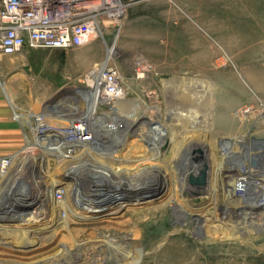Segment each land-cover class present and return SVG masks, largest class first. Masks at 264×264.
<instances>
[{
    "label": "bare ground",
    "instance_id": "bare-ground-1",
    "mask_svg": "<svg viewBox=\"0 0 264 264\" xmlns=\"http://www.w3.org/2000/svg\"><path fill=\"white\" fill-rule=\"evenodd\" d=\"M122 19L112 17L107 23L121 24ZM100 37L105 39L104 30H101ZM112 44L106 42L105 58L95 64L87 76L88 84L94 88L92 95L81 99L76 97V90L62 96L55 106L49 105L48 110H41L38 121L29 119V127L22 125V129L19 127L11 136L9 122L4 125L8 129H0V139L8 141L5 153L0 156V228L3 229L0 231V264H93L104 259L93 247L100 251L106 247L109 249L110 255L104 259H108V264H116L118 260H127L128 263L136 255L134 248L137 246V250L139 245L142 250H148L142 258L150 256L149 260L155 264H238L222 254L225 241L232 242V249L248 259L239 261V264H263L264 244L257 243L260 235L248 239L245 234L251 233L250 228L264 230V149L263 152L256 151L261 156L260 168L255 170L250 163V155L254 153L251 147L261 144L264 148V142L251 143L247 138L249 131L244 132L237 143L246 149V155L225 161L223 156L220 162L213 163V154L209 157L207 153L208 143L200 137L197 139L200 148L189 154L190 163L177 186L180 194L190 191L192 197H208L196 208L210 204L216 208L214 212L194 208L198 212L187 216L186 208L193 206V202L179 194L166 197L169 189V193L172 192V174L166 170L168 173L162 175L158 168L162 162L165 168L172 167L169 159L172 164L180 158L176 148H188V141L181 144L179 137H175L181 131L177 126L179 132H175V124L193 131L206 127L204 130L214 132L220 127L230 132L234 128L235 117L224 115L215 119L216 110L213 111L212 107L211 118L203 108L205 98L199 100L215 98L214 88L219 85L235 87L234 77L218 73L214 83L201 76H173L164 88L159 87L164 96L162 105L149 103L143 96L136 101L124 100L126 87L120 93L105 96L101 90L100 71L113 59ZM150 66L139 58L138 76L149 78ZM252 79L256 82V78ZM97 93L105 98L113 96L107 107L97 105L100 101ZM227 96L221 99L231 100ZM260 106L263 108L264 104L260 103ZM18 116L20 114L16 112ZM238 119L247 124L255 122L261 128L257 118L252 121L238 115ZM261 121L264 124L263 115ZM128 136L137 138L134 145L124 139ZM226 137H229L228 133ZM165 140L169 144L162 149ZM61 155L67 157H63L60 166L53 170L54 161H59ZM96 156L108 162L105 168L98 166ZM9 159L10 163L7 162ZM202 162L208 165L204 181H191L190 174L197 170V163ZM122 164L125 165L119 170L113 167ZM204 183V186L197 185ZM155 189L159 190L157 199L160 202L149 204L152 198H148L155 195L151 190ZM56 192L63 193L60 199ZM134 192L140 195V200L130 198ZM139 203L141 211L138 214L140 209L135 204ZM171 209L178 220H186L185 227L173 228L172 234L178 235L174 241L169 225ZM127 212L129 216L124 217ZM134 217L138 221L130 234L125 228ZM113 222L123 227L112 230ZM190 227L189 232L205 236L192 241L186 235ZM67 230L73 234L68 236L71 241L66 244L56 242L58 234ZM95 230L98 231L95 238L75 237L81 231L91 233Z\"/></svg>",
    "mask_w": 264,
    "mask_h": 264
},
{
    "label": "rangeland",
    "instance_id": "rangeland-1",
    "mask_svg": "<svg viewBox=\"0 0 264 264\" xmlns=\"http://www.w3.org/2000/svg\"><path fill=\"white\" fill-rule=\"evenodd\" d=\"M121 18H123L121 24L112 21L109 24L107 23L106 27H103L105 39L99 35L84 46H75L67 49H34L26 47L16 54L0 55V129H8L4 125L9 122V135L11 136L13 132L18 131L19 127L22 129V125L29 127V119L33 120V122L38 121L39 117L42 116L41 110H48L50 108L49 105L55 106L58 100L63 98L62 96L72 94L76 90L78 93L76 97L81 99L84 96L92 95L94 88L88 84L87 76L94 65L105 58L107 41L113 42L111 45L113 59L109 63L118 67L122 76L121 89L118 92H122L123 88L126 87V97L123 99L127 101H136L140 96H143L148 99L149 103L161 104L164 96L161 94L159 87L164 88L166 83L171 81V77L176 75L193 76L194 78L201 76V78L214 83L217 82L218 73L233 76L234 81L237 82L235 87L219 85L214 88L213 96L215 98L208 100L203 97L199 100L205 98L203 108L205 112H208L207 115L209 117L211 116L212 118L210 108L212 109L213 107V111L216 110L213 115L215 119L219 116L228 115L236 118L233 120L237 125L235 124L230 132L220 127L215 128L217 131L214 132H209L208 129L204 130L206 127H203L199 132L190 130L189 127L185 128L181 127L180 124H175V132L182 131V133L181 131L178 133L179 136L175 137H179L181 144L184 140L188 141V148L186 149V146L185 148L181 146L182 150L180 146L176 148L178 150L177 155L180 154L178 155L180 158L174 160L175 162L173 161L172 164L171 158L169 159L172 167L166 166V169L163 166V162L158 166L162 171V175H166L168 172L170 173L169 175L172 174L170 178L172 192L170 194L169 189L166 197L169 195L173 197L175 194H179L193 202V206H187L186 208L187 216L189 213L193 216L194 213L198 212L197 210L202 209L214 212L216 208L210 204L203 205L201 209H197L196 205L204 203L208 197L202 198L200 196L201 198H199V195L192 197L190 196V191L180 194L177 183L182 181L184 171L190 163L189 154H193V151L200 148L196 142L199 137L208 143L207 153H209V157H212L213 154L212 158L214 159L211 160L213 163L220 162L223 156V161L235 157L242 158L241 155L245 156L246 149L237 143L244 132L249 131L250 137L247 136V138L251 143L255 141L264 142V128L261 121L262 115L264 116V107L260 106V103L264 104V87L261 85H264V0H138L127 9ZM139 58L151 65L149 78L138 76L137 62H139ZM253 77L256 78V82L261 86L253 81ZM169 85L167 84V86ZM224 95H228L227 99L231 100L221 99ZM98 96L100 101L97 102V105H100V107H107L108 101L113 97L105 98L100 96V94ZM88 103L89 101L85 105ZM252 110H254L253 114L251 113ZM16 112L20 116L16 117ZM259 113L260 116H258ZM238 115H242L252 121L257 118L260 120L261 128L255 122L247 124L246 121H240ZM168 122L171 123V121ZM177 126H180L179 131ZM222 132L228 133L229 137L224 138L225 134ZM129 137L124 139L130 145H134L137 138ZM246 142L244 145L247 147L248 144ZM7 143V140L0 139V156L5 153ZM168 144V141L165 140V144L161 148H167ZM171 146H173L172 143ZM107 147L108 145H106ZM263 149L260 151L263 152ZM65 155H61L59 161H54L53 170L60 166L61 159L67 157ZM207 160L210 161L209 159ZM96 161L101 168H105L108 163L99 156H96ZM7 162L10 163L11 159L7 160ZM124 165H114L113 167L116 166L119 170ZM261 165L262 163H258L253 168L257 170ZM171 168L172 171L170 172ZM175 170L176 172H174ZM197 185L204 186L205 183ZM151 191L155 192V195L153 194L148 198H152L149 204L160 202L157 199L160 194L159 190ZM135 193L130 198L132 200H140V195H135ZM62 194V192H56L55 195L60 199ZM136 206L140 209L141 204H135ZM139 211L141 209L138 210V214ZM172 213L169 216L171 234L174 227H185L186 221L178 220L174 212ZM127 216H129V212L124 215V217ZM95 217L102 219V217ZM135 217L128 221L127 228H125L130 234V231L135 228L134 226H136L138 221ZM108 222L111 221L108 220ZM111 224L112 230H115L118 226L120 228L123 227L117 222ZM139 225L141 226V223ZM190 230H192V227L188 229L186 235L192 241H198L205 236L204 234L202 236L193 234L189 232ZM0 231H3V229L0 228ZM95 231L91 233L89 231H81L75 237L89 236V238H95L98 236V231ZM63 232L58 234L56 242L60 241L62 244H66V242L71 241L69 237L73 234H70L68 230ZM249 232L251 233L245 234V237L249 239L260 235L257 243L264 244V230L250 228ZM177 236L172 234L171 240H176ZM136 247L132 246L136 255L131 257L128 263L127 260H118L116 264H155L149 260L150 256L142 258L143 253H148L147 249L142 250V245H139L137 250ZM232 247V242L225 241L222 246V254L238 261V264L239 261L245 262L248 260L242 256L240 251L232 249ZM93 248L104 259L110 255L107 247H104L105 249L101 251L97 247ZM254 253L259 254L257 251H254ZM145 258L148 260L143 262ZM104 259L93 264H101V262H103L102 264H108V259ZM240 264L243 263L240 262Z\"/></svg>",
    "mask_w": 264,
    "mask_h": 264
},
{
    "label": "built area",
    "instance_id": "built-area-1",
    "mask_svg": "<svg viewBox=\"0 0 264 264\" xmlns=\"http://www.w3.org/2000/svg\"><path fill=\"white\" fill-rule=\"evenodd\" d=\"M138 0H0V55L24 48L67 49L100 35ZM103 95L116 94L122 76L109 62L100 71Z\"/></svg>",
    "mask_w": 264,
    "mask_h": 264
},
{
    "label": "water",
    "instance_id": "water-1",
    "mask_svg": "<svg viewBox=\"0 0 264 264\" xmlns=\"http://www.w3.org/2000/svg\"><path fill=\"white\" fill-rule=\"evenodd\" d=\"M261 147V148H260ZM263 147V145L261 144H253L252 151L254 152L251 156V164L253 165V167H256V165L259 163V159L261 158L260 154L256 153L257 150H261ZM197 170H194L191 174H190V180L193 182H203L204 181V176H205V171L207 169V163L206 162H202L200 164H197Z\"/></svg>",
    "mask_w": 264,
    "mask_h": 264
}]
</instances>
